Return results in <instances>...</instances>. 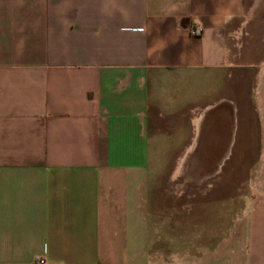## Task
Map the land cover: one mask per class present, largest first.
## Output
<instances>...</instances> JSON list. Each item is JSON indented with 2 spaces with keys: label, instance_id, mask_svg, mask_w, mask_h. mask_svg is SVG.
Here are the masks:
<instances>
[{
  "label": "crops",
  "instance_id": "0c3cea01",
  "mask_svg": "<svg viewBox=\"0 0 264 264\" xmlns=\"http://www.w3.org/2000/svg\"><path fill=\"white\" fill-rule=\"evenodd\" d=\"M39 258L264 264V0H0V264Z\"/></svg>",
  "mask_w": 264,
  "mask_h": 264
},
{
  "label": "built area",
  "instance_id": "2783aa9c",
  "mask_svg": "<svg viewBox=\"0 0 264 264\" xmlns=\"http://www.w3.org/2000/svg\"><path fill=\"white\" fill-rule=\"evenodd\" d=\"M200 29L195 27V28H191V34H197L199 33ZM35 264H47L46 261L42 258L36 259Z\"/></svg>",
  "mask_w": 264,
  "mask_h": 264
},
{
  "label": "rangeland",
  "instance_id": "374dc122",
  "mask_svg": "<svg viewBox=\"0 0 264 264\" xmlns=\"http://www.w3.org/2000/svg\"><path fill=\"white\" fill-rule=\"evenodd\" d=\"M238 179V178H237Z\"/></svg>",
  "mask_w": 264,
  "mask_h": 264
}]
</instances>
